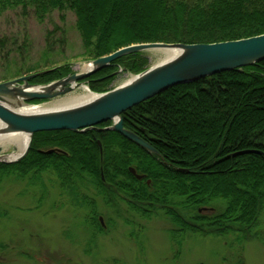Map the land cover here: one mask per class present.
<instances>
[{"label":"trees","instance_id":"16d2710c","mask_svg":"<svg viewBox=\"0 0 264 264\" xmlns=\"http://www.w3.org/2000/svg\"><path fill=\"white\" fill-rule=\"evenodd\" d=\"M15 10L30 12L39 22L54 13L62 20L66 12L73 13L82 57L91 62L133 45L216 44L264 35V0H0V16ZM149 68L144 53L127 55L83 83L101 94L111 90L115 78L108 76L117 70L138 75ZM45 71L29 84L47 85L72 74L64 64L32 68L25 75ZM122 121L157 155L101 131L111 122L84 133L40 132L33 135L25 158L0 164V183L27 179L35 186L43 174L54 175L62 192L90 208L96 233L103 228L87 193L105 206L123 203L143 221L164 217L171 225L174 257L191 236H235L232 264H244L243 246L251 240L264 246L259 231L264 215V61L170 88L126 111ZM50 150L60 152L45 154ZM208 208L215 211L203 214ZM131 238L138 242L134 234Z\"/></svg>","mask_w":264,"mask_h":264},{"label":"rangeland","instance_id":"374dc122","mask_svg":"<svg viewBox=\"0 0 264 264\" xmlns=\"http://www.w3.org/2000/svg\"><path fill=\"white\" fill-rule=\"evenodd\" d=\"M83 48L73 13L63 20L54 13L39 22L30 12L9 11L0 16V83L26 76L29 69L70 65L72 74L90 65L82 57ZM150 67L159 63L158 52H144ZM110 89L127 82L133 74L120 70ZM114 72V73H116ZM19 76V77H18ZM87 86L85 83L83 84ZM88 87V86H87ZM89 89V88H88ZM82 88L71 95L80 94ZM94 93V92H92ZM99 94V93H94ZM16 153L13 147L0 148V156ZM95 203L96 220H102V233L90 227V208L79 206L60 190L54 175L43 174L32 186L25 180L6 179L0 183V255L4 264H232L237 250L231 248L233 235L226 238L187 237L180 255L168 238L171 225L164 217L141 220L120 203ZM213 208L202 211L214 212ZM135 222V226L126 224ZM100 223V222H99ZM141 228V229H140ZM140 230V231H139ZM260 232H264V215ZM138 233V234H137ZM138 237L136 243L131 235ZM244 264H264V246L250 241L243 246Z\"/></svg>","mask_w":264,"mask_h":264},{"label":"water","instance_id":"95a60500","mask_svg":"<svg viewBox=\"0 0 264 264\" xmlns=\"http://www.w3.org/2000/svg\"><path fill=\"white\" fill-rule=\"evenodd\" d=\"M174 50L177 55L171 60L154 65L144 72L131 76L128 83L101 94H94L84 81L109 67L116 60L147 51ZM264 61V35L216 44H140L122 48L108 56L90 63L88 71L71 74L61 80L42 86H31L29 80L47 73L24 76L0 83V134H25L29 141L22 154L12 160L11 155L0 156V164L10 165L21 161L29 152L33 135L40 132L69 131L84 133L97 126L111 122L101 131L117 133L149 154L157 152L134 133L123 128L122 115L131 108L179 85L191 84L220 73L240 70ZM113 73L108 77L119 75ZM85 88L92 98L82 104L67 108H52L37 113L18 112L17 109L37 108L73 91ZM42 102L31 105L32 102ZM101 154V146L98 143ZM60 152L50 150L45 154ZM249 153V152H248ZM129 172L137 179L133 169ZM179 172H183L179 170ZM149 183V182H148ZM102 225L101 218L99 219ZM103 226V225H102Z\"/></svg>","mask_w":264,"mask_h":264},{"label":"bare ground","instance_id":"6f19581e","mask_svg":"<svg viewBox=\"0 0 264 264\" xmlns=\"http://www.w3.org/2000/svg\"><path fill=\"white\" fill-rule=\"evenodd\" d=\"M152 52H155V51H152ZM157 52L160 53L162 57L159 63L156 65L165 63L177 55V51H174V50H160ZM89 68H90V65L85 66L82 72L88 71ZM131 79L133 78H130L125 83H128ZM82 90L83 92H81L80 94L68 96L66 98L55 101L51 104H47L45 106H39L37 108H27L23 106V108L17 109V111L27 112V113H31V112L37 113V112L52 109V108L61 109V108L71 107L77 104H82L92 98L88 90H86L85 88H82ZM28 141H29V138L25 134H11V135L0 134V148L5 149L6 147H13L16 150V153H13L10 157L6 158L5 160H12L16 158L19 154H22L25 148L27 147Z\"/></svg>","mask_w":264,"mask_h":264},{"label":"flooded vegetation","instance_id":"af4514ba","mask_svg":"<svg viewBox=\"0 0 264 264\" xmlns=\"http://www.w3.org/2000/svg\"><path fill=\"white\" fill-rule=\"evenodd\" d=\"M3 263H5V259L3 258V261H2Z\"/></svg>","mask_w":264,"mask_h":264}]
</instances>
